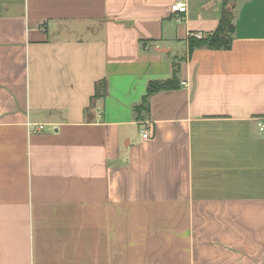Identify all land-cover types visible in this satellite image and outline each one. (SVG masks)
Instances as JSON below:
<instances>
[{"label": "crops", "instance_id": "crops-1", "mask_svg": "<svg viewBox=\"0 0 264 264\" xmlns=\"http://www.w3.org/2000/svg\"><path fill=\"white\" fill-rule=\"evenodd\" d=\"M230 6L190 50L224 0H0V264H264V0Z\"/></svg>", "mask_w": 264, "mask_h": 264}, {"label": "trees", "instance_id": "trees-1", "mask_svg": "<svg viewBox=\"0 0 264 264\" xmlns=\"http://www.w3.org/2000/svg\"><path fill=\"white\" fill-rule=\"evenodd\" d=\"M234 0H224V8L222 12V17L220 19L219 25L217 29L212 32L211 34L206 35L200 39H191L190 40V50L194 49L195 47L206 46L215 49H228L231 47L232 44V37L235 30L234 25V13L230 4H232ZM177 62H175V75L173 78L164 80V81H157L153 80L150 81L147 88V94L144 96L143 101L135 106V111L137 113L138 118L142 116L143 112H146L150 108L149 97L154 92L166 89V88H173L176 86L177 81ZM106 94L105 91V83H98L97 90L93 95V99L104 97Z\"/></svg>", "mask_w": 264, "mask_h": 264}, {"label": "built area", "instance_id": "built-area-1", "mask_svg": "<svg viewBox=\"0 0 264 264\" xmlns=\"http://www.w3.org/2000/svg\"><path fill=\"white\" fill-rule=\"evenodd\" d=\"M184 7H185V3L178 1L176 4H174L171 7V10H172V12H179V11H183ZM193 35L198 37V38L203 37L202 33H194ZM258 127H259L260 132L264 133V118L258 119ZM44 128H45V126L43 124L38 125L39 130H44ZM142 137L144 139H149L151 137V133H150L149 128L146 127L142 130Z\"/></svg>", "mask_w": 264, "mask_h": 264}]
</instances>
